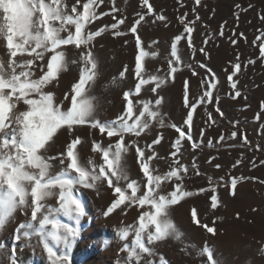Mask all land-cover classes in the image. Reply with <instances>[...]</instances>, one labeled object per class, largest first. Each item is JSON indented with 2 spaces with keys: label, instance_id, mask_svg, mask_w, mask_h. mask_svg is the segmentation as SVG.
<instances>
[{
  "label": "rangeland",
  "instance_id": "1",
  "mask_svg": "<svg viewBox=\"0 0 264 264\" xmlns=\"http://www.w3.org/2000/svg\"><path fill=\"white\" fill-rule=\"evenodd\" d=\"M65 2L70 11L75 0ZM83 2L81 0V4ZM149 4L153 6V12L145 15L139 24L135 23L139 19L138 13L147 12V6L140 0H104L96 8L98 14L108 15H99L87 25L86 31L109 27L89 45L98 61V75L88 85L87 95L96 97L94 103L99 119H115L122 114L126 107L123 93L130 88L134 90V84L138 83L132 71L135 56L143 50L146 55L141 64L145 73L166 76L167 80L157 89L159 96L163 97L162 104L156 109L160 117L151 121L150 130L140 138H133L147 151L146 146L152 139L161 136L160 144L152 146L156 155L149 162L150 169H156L155 174H163L176 167L174 162L179 160L188 168V173L182 174L186 190L195 195L185 197L170 208L172 222L182 233L181 239L156 241L149 245L153 248V256L142 254V258L136 260L130 259L123 249L125 244L132 247L139 217L144 211H151L150 206L126 202L104 216L116 198L114 189L108 188L105 181L97 195L94 189L78 186V198L85 215L81 218L80 235L71 250V262L147 264L151 260L152 264H208L207 256L202 254L207 246L216 264H264V163H261L264 161V59L260 56V45L264 43V0H200L199 4L196 0H149ZM113 7L118 11L113 13ZM77 8L82 11L81 5ZM185 13V23L192 22L189 24L193 27L192 47L188 46V34L179 19ZM158 15L166 19L158 20ZM120 19H124L125 24L119 25V30L127 34L118 37L110 25ZM133 25L137 28L135 33L130 30ZM221 31L223 35H220ZM177 35L183 37L177 44L178 62L171 56V43ZM137 37L141 41L140 47L136 46ZM65 47L70 58L78 59V49L72 45ZM200 48L205 52H200ZM0 60H7L2 40ZM170 60L172 64H169ZM236 63L241 65L239 72H235ZM124 65L129 71L121 79L119 74ZM172 67L177 69L175 73L170 72ZM234 72L233 80L229 81L228 75ZM78 77L79 65L70 63L58 82L44 91L53 93L56 102L67 107L64 95ZM185 82L190 87L189 103L197 105L190 127L185 123L187 112L192 110L185 106ZM233 83L237 88H232ZM211 84L216 87H206ZM150 87L155 84L142 86L140 98L153 100L156 97V93L148 90ZM237 90L239 97L235 96ZM204 91H211L213 95L201 101ZM140 107H135L136 114ZM160 119L164 121L163 127ZM171 125L190 132L192 136L191 140L187 137L181 140L179 152L172 147L179 133ZM77 130L82 140L77 146L81 157L85 160L91 157L97 165L102 164L101 155L91 151V142L96 140L107 145L109 138L101 137L98 130H91L86 125L78 126ZM233 132L237 135L233 136ZM72 138L61 131L47 155L58 156L60 152H66V145ZM193 143L197 145L195 148ZM173 152L176 156L172 155ZM126 162L130 178L140 182L143 173L134 150H130ZM216 164L221 167H215ZM240 177L243 179H238L233 189L231 180ZM166 183L171 184L170 181ZM201 188L205 191L201 192ZM127 194L130 195V190ZM212 195L218 199L215 209L211 207ZM47 203L58 206L56 198ZM192 209L197 210L200 224L193 222ZM26 218L18 210L0 228V264H11L13 247L16 248L17 264H49L41 246L21 250L20 242L15 241V230ZM60 219L74 224L66 217ZM202 224L213 227L215 234L207 232ZM121 229H131L126 239L120 238ZM31 243L37 245L36 238ZM26 255L29 256L27 259Z\"/></svg>",
  "mask_w": 264,
  "mask_h": 264
},
{
  "label": "snow or ice",
  "instance_id": "2",
  "mask_svg": "<svg viewBox=\"0 0 264 264\" xmlns=\"http://www.w3.org/2000/svg\"><path fill=\"white\" fill-rule=\"evenodd\" d=\"M140 2L147 6V12L138 13L136 24L153 12L149 0ZM102 3L104 0H84L82 4L81 0H75L69 11V4L65 0H0V40L7 50V60H0V228L4 227L15 212H23L27 218L16 228L15 241L20 242L21 250H34L36 246H41L49 264H72L71 250L80 235L81 218L85 215L84 206L78 198V186L94 189L97 195L105 181L108 188L114 189L116 198L103 213L104 216L126 202L138 203L141 207L146 204L150 206L151 211H144L139 217V227L134 230L132 247L125 244L123 249L128 252L130 259L136 260H140L142 254L153 256V248L149 245L156 241L181 239L182 233L172 222L170 208L185 197L195 195L186 190L183 175L188 173V168L179 160L174 162L176 167L163 174H155L157 170L150 169L149 162L156 155L152 146L160 144L161 136L152 139L151 144L146 146L147 151L135 139L150 130L151 121L160 117L161 114L156 109L162 104L163 97L159 96L157 89L167 80L166 76L145 73L141 64L142 57L146 55L143 50L135 56V67L132 69L138 83L134 84V90L130 88L123 93L126 102L124 112L115 119L98 118L94 103L96 97L87 95L88 85L98 75V61L89 45L105 33L109 26L88 31L86 27L97 20L99 15H108L96 12V8ZM196 3L199 4L200 0H196ZM77 5L82 6V11L78 10ZM111 11L115 13L118 9L113 7ZM186 16L187 13L179 19L188 34V46L192 47L193 27L189 26L191 21L185 23ZM156 19L163 21L166 17L158 15ZM123 24L125 20L120 19L118 23L110 25L115 30V36L127 34L119 30V25ZM130 30L135 33L137 28L133 25ZM220 35H223V31ZM182 38L177 35L171 43V56L176 58V62L180 60L177 44ZM232 42L235 43V40ZM140 43V38L137 37L136 46L140 47ZM69 45L79 50L78 59L68 56L65 46ZM199 51L205 52V49L200 48ZM260 56L264 59V43L260 45ZM70 63L79 65V77L71 84L69 92L65 93L67 107H64L62 103L56 102L53 93L45 92L44 89L57 83ZM172 63L170 60L169 64ZM200 66L204 67L203 64ZM234 68L235 72H239L241 65L236 63ZM128 71L129 67L124 65L120 78L123 79ZM176 71L175 67L170 69L172 73ZM235 72L228 75L229 81L233 80ZM152 84L155 87L148 90L156 93L154 104L153 100L140 98L142 86ZM206 87L215 88L216 85ZM232 88H237L236 83L232 84ZM189 92L190 87L185 82V106L192 109L187 112L185 123L190 127L197 105L189 103ZM212 95L211 91H204L200 99L203 101ZM235 96H240L238 90ZM136 106H142L138 114L134 110ZM159 123L163 127L162 119ZM85 125L91 130H98L101 137L109 138L107 145L96 140L91 142V151L101 155L103 163L100 165L91 157L85 160L78 150L77 146L82 144V140L77 129L78 126ZM61 131L73 137L66 145V152L62 151L58 156L47 155ZM176 131L179 137L172 147L179 152L181 140L185 137L191 140L192 136L179 127H176ZM232 135L236 136L237 132ZM196 146L193 143V147ZM130 150H134L143 173L140 182L129 176L126 156ZM172 155L176 156V152ZM215 167L221 166L216 164ZM238 179L243 178L231 180L233 189L236 188ZM169 181L171 184L166 183ZM129 190L130 195L127 194ZM200 191L205 189L201 188ZM138 192L142 194L138 195ZM52 198L57 199L58 206L47 203ZM211 201V207L215 209L218 204L217 196L212 195ZM197 215V210L192 209L193 222L200 224ZM60 217H66L74 224L62 222ZM201 227L215 234L213 227L206 224ZM130 230L121 229L120 238L126 239ZM33 238L37 240L35 246L31 243ZM202 254L207 256L208 264H216L212 251L207 246ZM15 256L16 248L13 247L11 264H17ZM147 264H152V261H147Z\"/></svg>",
  "mask_w": 264,
  "mask_h": 264
},
{
  "label": "bare ground",
  "instance_id": "3",
  "mask_svg": "<svg viewBox=\"0 0 264 264\" xmlns=\"http://www.w3.org/2000/svg\"><path fill=\"white\" fill-rule=\"evenodd\" d=\"M11 220V219H10ZM8 223V222H7ZM29 257V256H28ZM27 255H26V259L28 258Z\"/></svg>",
  "mask_w": 264,
  "mask_h": 264
}]
</instances>
